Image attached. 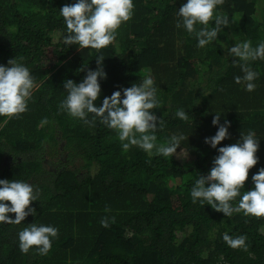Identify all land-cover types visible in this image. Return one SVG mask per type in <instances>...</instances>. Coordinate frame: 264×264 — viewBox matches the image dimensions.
<instances>
[{"label": "trees", "instance_id": "1", "mask_svg": "<svg viewBox=\"0 0 264 264\" xmlns=\"http://www.w3.org/2000/svg\"><path fill=\"white\" fill-rule=\"evenodd\" d=\"M69 2L0 0V64L15 57L36 85L25 112L6 123L0 117V179L24 180L39 190L29 205L35 215L19 224L0 222V264H264V216L228 217L190 197L194 180L217 155L205 143L217 130L216 112L221 123L230 122L229 136L217 147L249 130L259 139L258 164L241 192L252 188L251 175L264 166V59L248 62L259 75L247 91L235 81L244 75L233 62L239 58L228 53L238 42L264 41V0H224L209 26L215 13L229 23L202 48L194 33L176 27L185 0H133L130 19L99 50L63 43L59 9ZM99 55L106 77L97 105L151 76L160 101L151 110L159 118L157 143L184 136L173 156L149 155L136 145L125 151L115 130L93 114L85 123L60 108L63 82H80ZM179 108L187 120L175 116ZM30 223L58 229L47 253L36 246L21 252L18 232ZM224 233L244 235L247 247L228 246Z\"/></svg>", "mask_w": 264, "mask_h": 264}, {"label": "clouds", "instance_id": "2", "mask_svg": "<svg viewBox=\"0 0 264 264\" xmlns=\"http://www.w3.org/2000/svg\"><path fill=\"white\" fill-rule=\"evenodd\" d=\"M224 0H185L178 8L176 27L183 28L189 34H195L197 47H204L218 36L220 28L228 25L227 17L215 13L214 10ZM133 0H71L59 9V15L66 26L62 36L66 46L77 45L78 48L101 49L107 47L115 38L116 30L130 19L133 14ZM229 56L238 57L244 75L236 76L237 83H244L245 90L255 88L253 81L259 75L248 66L249 61L264 59V41L252 46L251 41L244 40L228 49ZM104 56L96 57L95 69L89 68L80 82L66 79L63 88L67 95L60 102V108L68 115L88 123V115L97 118L107 128L115 130L121 141L123 150L136 145L149 155L173 156L184 139L183 134L172 135L163 143H157L155 135L158 127V116L151 111L159 106L157 89L151 76H145L140 83H132L130 87L118 89L103 97L100 79L106 77L103 70ZM99 78V79H98ZM35 81L29 69L15 57L7 64H0V117L8 118L27 110ZM175 116L181 120L189 118L188 113L179 108ZM221 113L216 112L212 124L217 126L214 135L205 137V143L217 150L212 166L206 174L198 175L191 187L190 197L193 203L210 205L213 209L230 217L234 212H242L245 216H264V166L251 175L252 188L241 192L249 170L258 164L256 155L259 139L251 130L241 132L235 143L221 145V141L229 136L230 122H220ZM163 127L162 122L159 124ZM39 190L24 180L0 179V222L19 224L30 213L35 215V208L30 202L38 200ZM239 197V199H237ZM10 202V203H6ZM15 213L12 218L9 214ZM108 227L106 219L101 220ZM58 229L52 225L30 223L18 232L21 252H28L32 246L41 253H47L52 246V239L57 236ZM225 243L232 247H247L246 237H232L222 234Z\"/></svg>", "mask_w": 264, "mask_h": 264}, {"label": "rangeland", "instance_id": "3", "mask_svg": "<svg viewBox=\"0 0 264 264\" xmlns=\"http://www.w3.org/2000/svg\"><path fill=\"white\" fill-rule=\"evenodd\" d=\"M179 153H180V155H181L182 157H186V153H185L184 151H181V150H180Z\"/></svg>", "mask_w": 264, "mask_h": 264}]
</instances>
